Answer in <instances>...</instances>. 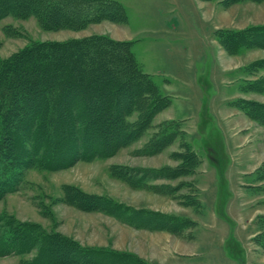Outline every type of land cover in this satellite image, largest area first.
<instances>
[{"label":"rangeland","instance_id":"rangeland-1","mask_svg":"<svg viewBox=\"0 0 264 264\" xmlns=\"http://www.w3.org/2000/svg\"><path fill=\"white\" fill-rule=\"evenodd\" d=\"M109 1L123 6L126 23L104 20L76 31H51L34 17L0 20V61L31 42L64 43L93 36L131 42L141 70L172 101L153 125L176 119L180 132L170 146L153 155L145 151L157 132L151 129L107 159L77 161L56 171L26 170L17 189L0 200V232L10 218L82 247L128 252L149 264H264V124L225 104L243 97L264 105V94L242 91L248 81L264 78V68L253 66L264 61V41L256 30L249 31L264 28V0L228 6L225 0ZM235 31L247 33L243 38L248 44L232 54L223 44ZM191 151L202 158L195 175L155 181L157 191L133 188L113 172L177 168L179 160L172 155ZM67 186L136 210L190 219L196 226L184 236L135 228L70 203ZM166 186L169 195L164 194ZM35 254L0 257V264H30Z\"/></svg>","mask_w":264,"mask_h":264},{"label":"trees","instance_id":"trees-1","mask_svg":"<svg viewBox=\"0 0 264 264\" xmlns=\"http://www.w3.org/2000/svg\"><path fill=\"white\" fill-rule=\"evenodd\" d=\"M244 1L225 0L224 5ZM9 16L34 17L51 31H76L104 20L127 22L123 6L109 0H0V20ZM250 30H256V37L264 41L262 26ZM244 34H227V44L223 45L235 54L248 44ZM130 46L131 42L106 36L64 43L31 42L12 58L0 61V200L17 189L31 168L56 171L77 161L107 159L151 129L157 132L145 147L147 155L162 152L176 140L178 121L153 125L155 117L172 101L141 70ZM254 65L264 68V61ZM242 91L264 94V78L248 81ZM233 104L264 124L263 104L245 99ZM181 133L186 136L183 130ZM185 145L182 147L186 149ZM172 157L179 160L177 168H115L113 172L133 188L157 191L155 181L195 175L202 161L195 151L174 153ZM163 188L164 194L171 191L168 186ZM66 193L70 203L106 213L135 228L184 236L186 229L196 226L190 219L136 210L74 186H67ZM8 219L0 232V257L36 252L30 264H149L128 252L82 247L68 237L46 234L36 225ZM232 241L231 237L227 242L228 252L232 251Z\"/></svg>","mask_w":264,"mask_h":264},{"label":"crops","instance_id":"crops-1","mask_svg":"<svg viewBox=\"0 0 264 264\" xmlns=\"http://www.w3.org/2000/svg\"><path fill=\"white\" fill-rule=\"evenodd\" d=\"M247 95L249 94V93H246ZM238 99H245V98H243V97H241V98H236V99H230V100H228L225 104H227L228 106H229V108H232V109H236V110H238L239 112H241V113H243L246 117H248L242 110H240L239 108H237L233 103L236 101V100H238ZM245 100H248V99H245ZM221 106H224V104H222V103H220V107ZM228 111H226L225 110V114L227 113ZM249 118V117H248ZM170 120H175L176 121V119H170ZM146 260H148V259H146ZM148 261H150V262H153V263H157V262H154V261H151V260H148ZM157 264H159V263H157Z\"/></svg>","mask_w":264,"mask_h":264}]
</instances>
